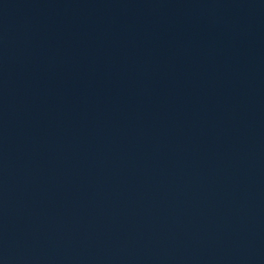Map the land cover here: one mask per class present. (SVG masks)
Wrapping results in <instances>:
<instances>
[{
	"label": "water",
	"instance_id": "1",
	"mask_svg": "<svg viewBox=\"0 0 264 264\" xmlns=\"http://www.w3.org/2000/svg\"><path fill=\"white\" fill-rule=\"evenodd\" d=\"M0 264H264V0H0Z\"/></svg>",
	"mask_w": 264,
	"mask_h": 264
}]
</instances>
